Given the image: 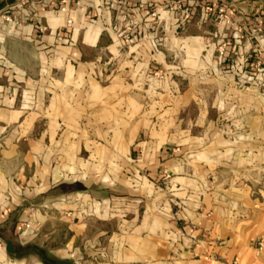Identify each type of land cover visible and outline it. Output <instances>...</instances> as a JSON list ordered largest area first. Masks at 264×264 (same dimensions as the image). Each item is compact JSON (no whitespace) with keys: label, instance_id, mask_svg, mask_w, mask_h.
Instances as JSON below:
<instances>
[{"label":"crops","instance_id":"0c3cea01","mask_svg":"<svg viewBox=\"0 0 264 264\" xmlns=\"http://www.w3.org/2000/svg\"><path fill=\"white\" fill-rule=\"evenodd\" d=\"M16 1L0 0V11ZM105 1L70 0L68 12H52L58 3L49 0L38 7L44 33L36 21L0 28V264H264V89H240L226 70L234 58L264 64V0H196L229 6L240 37L216 25L228 36L224 57L201 27L189 35L173 19L144 27L146 8L169 0H117L138 21L140 36L127 45L109 30L117 9ZM160 72L195 78L175 103L179 115L196 111L193 131L168 136L143 120L127 138L129 165H114L126 173L116 196L105 191L104 170L78 156L83 143L72 142L89 140V123L118 126L112 139H126L120 128L137 125L141 108L133 79ZM162 88L169 92L168 82ZM25 186L32 196L19 192ZM32 199L65 209L66 249L33 242V230L17 237L29 211L19 207ZM54 216L35 213L41 224Z\"/></svg>","mask_w":264,"mask_h":264},{"label":"rangeland","instance_id":"374dc122","mask_svg":"<svg viewBox=\"0 0 264 264\" xmlns=\"http://www.w3.org/2000/svg\"><path fill=\"white\" fill-rule=\"evenodd\" d=\"M28 0H17L15 3L10 5L8 8L0 11V28L2 26H8L10 25L8 21L5 19L4 16H7L8 14L11 15L13 21H19V23L23 22H33L32 16L34 8H36L37 5H42L44 2L42 0H34V6L29 3H26ZM24 2L25 6L23 7L29 15L31 16L30 19L26 20L23 18L22 15L24 13L15 6L19 3ZM39 2V3H38ZM25 16V15H24ZM26 17V16H25ZM232 22L234 23L235 20L231 17ZM157 21V20H156ZM196 27H201L200 30H203L201 35L206 38H212L211 43L218 42L216 44L217 47V53L220 55V47L223 45L219 44V40L222 38V36H214L215 29H216V23L215 21H208L207 23L200 24L198 21V18L194 19L189 25H187L186 29L182 32H186V35H189L190 32L198 31ZM231 32H235L234 29L230 27ZM192 33V34H193ZM198 33V32H197ZM233 34V33H232ZM248 36L252 35V31L249 30ZM228 45H226L223 49V55L225 56L226 50ZM246 60L244 58H234V61L230 64V67L226 70H229V74H232V81L235 86H237L240 89H247L248 87H256L260 89H264V64L259 61H255L253 65V69L249 66V68H246ZM197 79L199 80H209L213 79L212 76L203 77L200 76ZM195 80L194 77H177V76H168V74L165 73H158V74H151L146 77H136L133 79V84L137 85V88H139L138 93V102L141 105V108L138 109V124L137 125H122L121 131L123 135H126V139L121 141H114L112 139V136H114V131H117L118 126L114 125H94V124H85L83 125V131L87 132L89 136V140H86L84 142L80 141H74L72 148L74 147L75 150L77 148H81L80 144L83 143V149H80V154L78 153V156L80 155L86 163H89L90 167L93 170H104V176L106 178L105 185L107 186L105 191L110 192L111 194H114L116 196L120 195L122 191H126L123 189L118 188V182L120 180L121 175L125 177L126 173L123 171L121 174L119 171L115 172V164L122 165L123 168L130 163V157L126 155V151L130 149V141L127 140L128 136L130 134H133L134 131L143 128L145 125L141 124L143 120H146L148 126L153 132L155 133H162L165 132L168 136L175 135L178 128L182 129H190L193 131V126L190 125V122H192L196 111L191 107L186 109L184 114L178 113V110L175 107L176 100L180 95L183 94V91L189 87V85L192 84V82ZM169 84L170 90H164L162 87L165 84ZM144 89L148 91H144ZM199 97V95H198ZM199 99V98H198ZM169 100V103L164 104L165 106L162 107L161 104L163 102H167ZM169 105V109L166 108V106ZM124 111V110H123ZM222 115L220 118H223L222 121H220L218 125V131L219 132H225L226 131V123H225V117H226V111L223 110L221 112ZM179 116H182L181 124H179ZM185 122V123H184ZM169 123V124H168ZM45 126L39 125L36 127L35 133L37 131L43 130ZM119 129V127H118ZM102 131L105 133V137L103 135H98V132ZM111 137V138H110ZM85 146V148H84ZM100 152L103 155L102 156H95L94 153ZM121 152V156L117 157V161L114 160L113 154ZM77 153V152H76ZM99 166V167H98ZM97 173V172H96ZM101 174V173H100ZM75 189H77L76 185L74 184ZM66 188H59L57 191H55L57 194L65 192ZM79 189V187H78ZM77 189V190H78ZM103 191V190H102ZM21 194H29L32 196L33 191L32 189L27 188L26 186L23 188H20L19 191ZM56 195V194H54ZM32 204H28L27 202L25 205L20 206L19 208L29 209L28 211V217L25 220H19L17 225L19 226V230L17 232L18 235H22L23 231V224L30 223L31 226L28 228L27 231H32V234H37V236L33 239V242L38 243L39 245H43L45 247H50L54 250L58 249H66L67 244L71 241V233L68 230V221L66 219L60 218V214L65 212V209H59L56 211L55 208H53L52 203H46L42 204L43 200H37L32 199ZM56 201H54L55 203ZM121 208H115V210H119V212L122 210ZM19 209V215L23 213V210ZM54 211L55 213H58V216H54V219H52L50 222H43L41 224L40 221H38L35 218V213L40 211ZM118 212V211H117ZM20 216H18L19 218ZM71 217V216H70ZM111 226L113 227V221L111 222ZM96 232L97 228H99L97 222L91 221V226ZM38 229V231H37ZM29 234V232H28ZM26 235H22V238L25 239ZM82 238H76L75 244L81 245Z\"/></svg>","mask_w":264,"mask_h":264},{"label":"built area","instance_id":"2783aa9c","mask_svg":"<svg viewBox=\"0 0 264 264\" xmlns=\"http://www.w3.org/2000/svg\"><path fill=\"white\" fill-rule=\"evenodd\" d=\"M44 4H48L49 0H42ZM34 6V0H28L29 3ZM39 3V2H38ZM57 6H50L48 10L52 12H68L70 0H57ZM79 4V2H78ZM105 4L117 9V14L115 20L109 24V30L113 33L114 38H119L121 41L127 45L136 41L140 36V30L138 27L137 18L132 16V9L126 4H119L117 0H106ZM41 5V4H40ZM34 8L32 21H36L37 28L39 31L44 33L46 31V26L43 24L42 16L38 12V7ZM24 2L17 4L15 7L23 12V18L28 20L30 15L23 7ZM143 6V2L141 4ZM10 25H19V21H13L10 14L4 16ZM198 18L200 24L207 23L208 21H215L216 25L230 27L233 26L231 19L230 9L226 3H214L208 4L206 2L197 3L196 0H169L167 7L165 8H146L144 13V27H148L150 22H158L161 20L167 21L169 19L174 20V26L177 32H182L186 29L194 19ZM157 20V21H156ZM72 20H68V26H71ZM222 36L219 40V44L223 45L220 47V55H223V49L227 44V34L214 33V36ZM232 36L238 39L240 35L238 32H233ZM68 41V38H65ZM31 226L30 223L23 224L22 235H25L28 228ZM21 235V236H22ZM231 264H237L233 262Z\"/></svg>","mask_w":264,"mask_h":264},{"label":"trees","instance_id":"16d2710c","mask_svg":"<svg viewBox=\"0 0 264 264\" xmlns=\"http://www.w3.org/2000/svg\"><path fill=\"white\" fill-rule=\"evenodd\" d=\"M10 238H11V236H10ZM12 239V245L14 246V247H16V249H18V248H20L19 246H18V244H17V242L15 241V239L12 237L11 238Z\"/></svg>","mask_w":264,"mask_h":264}]
</instances>
